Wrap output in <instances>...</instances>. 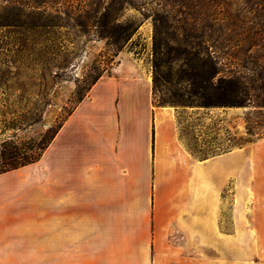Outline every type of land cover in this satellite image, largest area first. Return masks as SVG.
<instances>
[{
    "label": "crops",
    "instance_id": "0c3cea01",
    "mask_svg": "<svg viewBox=\"0 0 264 264\" xmlns=\"http://www.w3.org/2000/svg\"><path fill=\"white\" fill-rule=\"evenodd\" d=\"M200 109L154 106L150 73L122 61L40 161L0 175V261L248 264V154L195 151L184 115ZM46 157L47 193L10 192Z\"/></svg>",
    "mask_w": 264,
    "mask_h": 264
},
{
    "label": "trees",
    "instance_id": "16d2710c",
    "mask_svg": "<svg viewBox=\"0 0 264 264\" xmlns=\"http://www.w3.org/2000/svg\"><path fill=\"white\" fill-rule=\"evenodd\" d=\"M127 7L153 21L155 70L169 64L172 52L186 62L180 77L186 107L242 108L246 141L264 138V0H0V175L40 161L137 34L141 23L124 17ZM72 36L105 40L108 56L77 79L75 101L61 107L56 125L47 124L53 87L69 66L58 61L60 46ZM32 53L41 57L34 71L41 100L24 103L21 62ZM157 84L156 78L153 92ZM38 125L35 136L19 138Z\"/></svg>",
    "mask_w": 264,
    "mask_h": 264
},
{
    "label": "rangeland",
    "instance_id": "374dc122",
    "mask_svg": "<svg viewBox=\"0 0 264 264\" xmlns=\"http://www.w3.org/2000/svg\"><path fill=\"white\" fill-rule=\"evenodd\" d=\"M123 14L125 18L141 23V26L104 76L113 74L122 61H129L131 64L144 67L150 73L152 88L154 87L155 79H158V88L153 92L154 106L189 111L191 107H186L181 97L185 94V84L180 77L182 70L186 69V62L177 58L179 56L178 53L172 52L169 64L162 68L161 72L155 70L153 65L154 25L152 19L145 18L141 12L133 7H127ZM70 39V42L63 41L64 43L60 46L64 47H62L63 53H61L58 61H66L69 66L64 70L65 72H60L59 81L53 87V102L52 106L48 107L47 124L56 125L55 121L60 114L61 107L65 103L71 104L75 101L76 98L73 97V94L76 90L77 79H82V77L88 75L93 65L105 61L108 56L105 40L95 38L88 41L86 37L80 40H74L75 37ZM73 48H78L79 50L72 53L74 52ZM64 49L66 50L64 51ZM40 59L41 57L36 56L34 53L22 59L21 65L24 73L21 78V84L26 89V95L21 100L24 103H37L41 100L40 96H37L40 89L36 80L38 76L34 73V71H37L35 65L39 63ZM33 76L35 79H33ZM192 111H196L197 114H191V119H186V115H184V118L194 133L193 148L195 151H200L202 157L220 152L223 149L236 150L243 148L244 153L248 154L249 182L248 186L244 187V193L248 195L249 211L248 264H264V138L255 142L246 141L245 110L242 108L235 110L200 109ZM40 130L41 126L38 125L27 131H22L18 135L21 140L28 139L35 136ZM198 132L199 137L196 136ZM258 163L261 170H259ZM27 176L36 178L37 181L34 187L28 190L19 188L16 185L18 175L13 173L9 181L12 188L10 192L47 193V157ZM228 192L233 194L241 192L236 179H234ZM0 264H49V261H0Z\"/></svg>",
    "mask_w": 264,
    "mask_h": 264
}]
</instances>
